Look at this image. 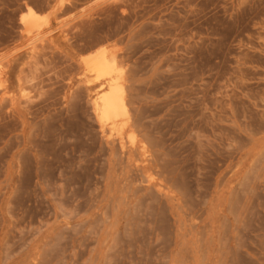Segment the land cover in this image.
Wrapping results in <instances>:
<instances>
[{"label": "rangeland", "instance_id": "374dc122", "mask_svg": "<svg viewBox=\"0 0 264 264\" xmlns=\"http://www.w3.org/2000/svg\"><path fill=\"white\" fill-rule=\"evenodd\" d=\"M0 264H264V0H0Z\"/></svg>", "mask_w": 264, "mask_h": 264}, {"label": "bare ground", "instance_id": "6f19581e", "mask_svg": "<svg viewBox=\"0 0 264 264\" xmlns=\"http://www.w3.org/2000/svg\"><path fill=\"white\" fill-rule=\"evenodd\" d=\"M86 64H87L89 71L95 75L94 77L95 82L97 84H100L101 86L104 85V82L108 81L107 78L108 76H110V73H111L110 71L114 67V61L108 59V56L105 50H100L96 52L93 56H91L86 61ZM122 93H123L122 87H120L117 84L111 85L110 90L107 91V93H105L100 98V101H101L100 112L102 113L101 115L108 117L113 112H115V110L118 107V102L121 101L122 99L121 98ZM104 116H101V118L102 117L105 118Z\"/></svg>", "mask_w": 264, "mask_h": 264}]
</instances>
